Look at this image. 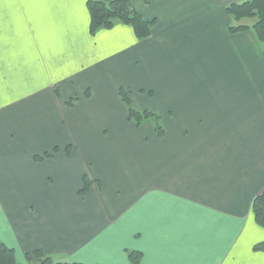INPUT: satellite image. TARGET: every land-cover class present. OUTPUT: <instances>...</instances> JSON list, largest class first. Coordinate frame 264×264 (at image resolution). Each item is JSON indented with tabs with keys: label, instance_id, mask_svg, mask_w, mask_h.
<instances>
[{
	"label": "crops",
	"instance_id": "obj_1",
	"mask_svg": "<svg viewBox=\"0 0 264 264\" xmlns=\"http://www.w3.org/2000/svg\"><path fill=\"white\" fill-rule=\"evenodd\" d=\"M130 1L145 39L90 34L87 0H0V241L17 264H264V59L226 12L246 0Z\"/></svg>",
	"mask_w": 264,
	"mask_h": 264
},
{
	"label": "trees",
	"instance_id": "obj_2",
	"mask_svg": "<svg viewBox=\"0 0 264 264\" xmlns=\"http://www.w3.org/2000/svg\"><path fill=\"white\" fill-rule=\"evenodd\" d=\"M86 6L89 12V32L95 33L97 30L113 27L116 22L128 25L133 29L135 36L138 39L147 38L155 24V19H145L135 9L130 0H87ZM226 12L231 18L237 22L235 25L228 27L231 33L251 30L257 41L261 44V53L264 59V0H246L241 3H232L227 6ZM249 20L248 24L239 23L241 20ZM120 96L125 104L128 119L136 125H140L148 120L155 123V130L158 135L162 134L159 116L156 113L147 110H135L131 106L128 92L121 89ZM89 95V91L85 92ZM56 150V148L54 149ZM49 153H44L43 157L49 156ZM39 158L35 156V159ZM91 181L83 177V186L79 193H84L89 188ZM252 211L255 222L264 227V189L255 197L253 201ZM255 250H263L264 242L257 243ZM128 257L133 263H137L140 258V253L131 251L128 252ZM26 259L30 264L32 259L37 261V264H83L80 262H55L49 256L45 255L41 250H35L32 254H27ZM0 264H17L13 249L7 247L0 241Z\"/></svg>",
	"mask_w": 264,
	"mask_h": 264
}]
</instances>
